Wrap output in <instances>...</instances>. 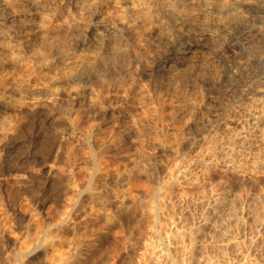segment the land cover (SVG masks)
<instances>
[{
	"label": "rangeland",
	"instance_id": "374dc122",
	"mask_svg": "<svg viewBox=\"0 0 264 264\" xmlns=\"http://www.w3.org/2000/svg\"><path fill=\"white\" fill-rule=\"evenodd\" d=\"M7 1L18 17L43 19L55 34L44 56L39 37L14 42L0 28V118L7 123L0 130V231H11L7 242L0 233V264H57L62 257L64 264H191L192 259L193 264H264V166L222 167L224 152L214 135L221 137L223 123L202 140L214 115L264 89V80H254L264 72V35L248 44L236 41L231 31L217 62L183 68L175 76L126 77L123 85L117 76L103 75L89 93L110 97V106L96 103L86 114L83 63L100 51L97 38L88 52L77 44L88 16L73 7L74 0L61 4L66 19L54 17L62 10L53 0H46L44 9L41 0ZM212 1L245 8L243 20L252 24L255 19L264 28V13L250 14L241 6L256 2L263 8L264 0ZM195 12L201 21L208 16L200 6ZM137 13L148 14L144 8ZM102 14L121 12L110 4ZM155 18L133 16L125 31L130 47L141 46V33L162 35ZM99 19L92 16L91 24ZM20 42L39 60L34 73L26 55L23 60L12 52ZM119 49L107 50L118 69ZM117 122L123 129L109 136ZM215 194L225 199L214 216L208 206ZM38 201L47 203L45 209L30 213ZM143 204L152 206L156 217L149 220ZM14 206L16 216L11 215ZM76 223L83 237L95 234L97 240L83 242L82 256L71 263ZM50 245L55 255L46 260L39 250ZM165 255L169 258L162 260Z\"/></svg>",
	"mask_w": 264,
	"mask_h": 264
},
{
	"label": "bare ground",
	"instance_id": "6f19581e",
	"mask_svg": "<svg viewBox=\"0 0 264 264\" xmlns=\"http://www.w3.org/2000/svg\"><path fill=\"white\" fill-rule=\"evenodd\" d=\"M186 1L187 0H74L73 7H80L83 9V16H88L86 17L87 19H85L83 36H81L82 39L77 42L78 46L81 47L84 52H88L91 49V42L95 38L100 40L99 53L95 54L94 57L87 56L83 63V94L87 93L86 100L88 99V101H84L83 97V113L89 114L91 109L93 110V105L96 103L97 106H99L98 104L105 105L108 101H110V97L106 96L102 99L97 93L96 97L93 98L89 93L91 87L95 86V84L101 80V76L103 75L117 76L123 85L127 78L131 77H149L148 79H150V77L152 78L154 75L162 74L175 76L181 71L201 68L207 63L211 64L217 62L220 58L219 51L220 46H222L221 44L223 42V38L225 39L227 33L231 31L234 32V39L236 41L244 39V42H248L249 44L256 42L259 43V41L263 39L261 36L264 35V28L256 23L255 19L252 20V24L243 20V13H245L243 12V9H245L243 7L233 6V8L231 5L227 4L229 2L226 3L225 1L213 2L212 0H190L189 3H186ZM45 2L46 0H41L39 3V6L43 9L45 7ZM53 2L56 7H59L61 10L63 9L61 4L64 0H53ZM110 4H114L121 12V15L118 17L104 16L102 11ZM197 5L206 9V13L208 14V16L205 14L206 18L203 21H201L198 14L195 12L196 7H198ZM10 6L11 3L9 1L0 0V28H2V30H6V35L10 39L15 40L14 42L21 41V39L27 35L39 37V43L43 50V55L48 56V43L55 34L53 29L47 26L43 22V19L36 23L26 17H18L10 10ZM241 6H246L248 13L250 14L252 13L257 15L259 11L262 14L264 13V6L261 8V6L256 2H251L250 4L243 3ZM67 7L69 11H71L70 9H72V7H70V5H67ZM138 8L146 9L148 14H136V10ZM179 8L181 9L178 10ZM147 15H150V17L153 18L156 17L155 21L160 22L162 35L151 32L141 33L139 36L141 46L136 48L130 47L128 39L129 34L126 35L125 31L132 27L130 22L133 19V16L135 20L139 19L140 21L143 18H146ZM60 16H65L66 19L68 13L62 10L54 17L57 18ZM90 16L91 19H89ZM92 16L98 17V19L100 18L93 25L91 24ZM262 26H264V24ZM23 46L24 45H21L20 42L15 50L12 49V52L20 54V57L26 55L29 60L28 62L32 63L31 68H28L32 70L36 68L39 60L32 57L29 54L30 52L28 49ZM115 47L123 48L119 49L121 50L119 69L115 63H112L111 59H108L107 54V50H113ZM183 68L186 69L183 70ZM34 71L35 69L31 73H34ZM254 80H264V72L255 76ZM146 82H148V80ZM126 86H124L126 89L124 93L126 92L125 94L129 97L131 87L129 88L127 86L129 88L128 89ZM252 94L253 97H249L247 99L237 98L228 106V108L224 109V112L214 115V119L209 122V128H206L205 130L206 134L203 137L201 136L202 140L205 141L207 140L206 136L211 135L213 137L211 132L215 126L221 125L222 123L225 125L221 137H218L215 134L214 137L216 139L214 140L219 142L220 150L224 152L221 161L223 164L222 167H224L226 171H235L238 169L241 171L245 168L243 167L245 164H250L252 168L264 166V158L262 157L261 148L264 146V126L261 128L262 123L264 122V89L257 88L254 92H252ZM130 97L131 98L128 101L132 100L131 103L133 104L135 98L132 96ZM74 101L78 102L77 99ZM112 102L113 101L110 103ZM108 105L106 104V106ZM235 113H238V117L237 115H234ZM6 124L7 123H5L4 119L0 118V130L2 127L6 126ZM70 125L74 127L73 123ZM114 125L117 126V129H111L108 131L109 136L112 133L121 131V124L119 125L117 122ZM128 129L127 133L131 131ZM174 177L175 173H172L171 179L168 182V189L166 188L167 191L171 190L175 180ZM169 192L167 193L169 194ZM224 196V194H215L212 202L209 204L208 210H211L214 216L215 214H218V211L225 199ZM46 204V202L38 201L35 205L30 207V213L44 210ZM144 211L149 220H152L157 215L156 210L153 209L152 206H147L146 204L144 205ZM18 213V207L14 206L11 209V215L16 216ZM9 217L12 218V216ZM206 220L207 218L202 224V228L206 226ZM114 225L117 228H121L119 221H115ZM6 227L8 228V226ZM10 227L13 228L14 226L12 227L11 225ZM71 230L73 233H70L75 236H73V238L74 241H76L75 249H73L75 250L73 253L74 259L71 263H77L79 257L82 256L80 246L83 242H95L97 240V236L95 234H87V237H83L81 225L77 223L71 227ZM2 231L3 233L1 231L0 233L5 237V242L9 241L10 237L8 234L11 233L10 229L4 228ZM62 237L63 236L59 235L58 238L62 241ZM41 250L46 260H52V257L55 255L53 245H50V247L44 246L39 251ZM39 251H35L36 254H39ZM167 258H169L168 255L161 257L162 260ZM65 261H67V259L65 260L62 257L61 263L59 262L57 264H64ZM94 261L92 263L97 264L98 260L97 262ZM20 263L25 264L23 261H20ZM191 264H193V259Z\"/></svg>",
	"mask_w": 264,
	"mask_h": 264
}]
</instances>
